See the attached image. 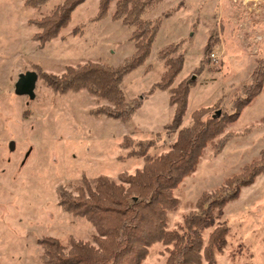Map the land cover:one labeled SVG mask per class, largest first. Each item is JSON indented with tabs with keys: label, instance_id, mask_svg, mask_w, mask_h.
Instances as JSON below:
<instances>
[{
	"label": "rangeland",
	"instance_id": "obj_1",
	"mask_svg": "<svg viewBox=\"0 0 264 264\" xmlns=\"http://www.w3.org/2000/svg\"><path fill=\"white\" fill-rule=\"evenodd\" d=\"M28 0H0V264H44L39 240L44 237L91 241L93 225L66 213L59 204V190L77 185L83 177L108 176L118 181L122 173L134 175L145 166L143 158H124L126 136L146 141L162 134L165 145L150 151L154 157L168 152L177 139L166 137L165 126L174 118L169 90H155L128 122L96 115L108 101L86 89L56 92L42 73L62 76L67 67L87 62L110 67L122 65L135 53L131 41L134 27L113 21L110 15L94 21L100 0H87L72 14L71 23L59 36L42 45L33 21L50 15L65 0H48L40 8ZM234 0H165L145 19L161 18V27L145 65L124 77L122 89L131 102L160 82L167 68L160 51L181 44L183 69L172 87L195 78L181 128L193 125V114L209 109V116L233 114L236 101L260 60H264V1L257 10ZM215 41L212 63L195 75L205 59V49ZM41 69V70H39ZM37 72L35 98L18 95L21 75ZM233 138L219 155L206 149L196 172L174 191L177 211L169 216V228L183 223L196 211L205 192H213L225 181L258 160L264 151V87L225 131ZM14 148L11 149V144ZM219 224H227L228 244L217 255L218 264H264V175L244 187L238 199L224 210ZM213 229L207 230V240ZM166 247L155 244L143 264H164ZM203 264H206L205 262Z\"/></svg>",
	"mask_w": 264,
	"mask_h": 264
},
{
	"label": "trees",
	"instance_id": "obj_2",
	"mask_svg": "<svg viewBox=\"0 0 264 264\" xmlns=\"http://www.w3.org/2000/svg\"><path fill=\"white\" fill-rule=\"evenodd\" d=\"M87 0H65L48 16L33 21L39 33L36 40L42 45L56 39L61 30L72 21V14ZM165 0H100L99 12L94 21L106 19L111 12L113 21L134 27L131 41L135 53L118 67L87 62L67 67L62 76L42 73V78L56 92L86 89L90 94L108 101V105L94 111L122 122L131 120L134 112L142 107L155 90H169L170 105L175 107L172 122L165 126L166 137L177 139L169 145V151L154 157L153 149L165 145L162 134L146 141H136L126 136L121 143L129 153L122 159L143 158L145 166L134 175L122 173L118 181L108 176L94 179L83 177L77 185L59 190L62 209L76 218H84L95 228L91 241L69 238L68 244L54 237L39 240L44 264H143L155 244L166 247L168 254L164 264H218L217 255L228 244L231 228L218 222L224 216L226 206L238 199L241 190L249 187L257 177L264 175V151L260 158L246 165L242 171L227 179L213 192H205L195 204L196 211L184 216L183 223L169 228V216L177 211L179 200L174 191L190 175L194 174L210 146L219 155L233 138L226 133L230 123H235L243 110L263 91L264 60H260L252 75V82L244 87L243 96L234 104L233 114L213 119L209 109L193 114V125L181 128L187 112L189 94L197 84L195 78L172 85L183 69L185 55L181 44L170 45L159 52L158 58L167 68L159 83L152 90L131 102L122 89L125 76L146 64L153 43L161 27V18L145 19V15ZM29 6L40 8L48 0H28ZM210 40L206 57L195 69L200 76L210 63L215 45ZM41 70V69H39ZM213 229L206 240L204 234ZM242 264H250L245 262Z\"/></svg>",
	"mask_w": 264,
	"mask_h": 264
},
{
	"label": "water",
	"instance_id": "obj_3",
	"mask_svg": "<svg viewBox=\"0 0 264 264\" xmlns=\"http://www.w3.org/2000/svg\"><path fill=\"white\" fill-rule=\"evenodd\" d=\"M39 78L37 72H27L20 76V79L16 83L15 91L18 95L28 96L30 100L35 98L36 83ZM221 116V111H217L213 116V119H217ZM14 148V143L11 144V149Z\"/></svg>",
	"mask_w": 264,
	"mask_h": 264
},
{
	"label": "built area",
	"instance_id": "obj_4",
	"mask_svg": "<svg viewBox=\"0 0 264 264\" xmlns=\"http://www.w3.org/2000/svg\"><path fill=\"white\" fill-rule=\"evenodd\" d=\"M264 0H234L235 3H240L241 6H245L248 8L249 4H252L250 7L252 9L257 10L259 5L263 2Z\"/></svg>",
	"mask_w": 264,
	"mask_h": 264
}]
</instances>
